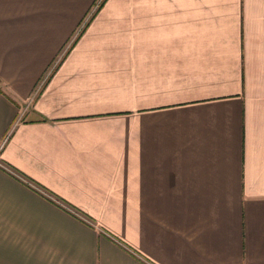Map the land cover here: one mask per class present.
Wrapping results in <instances>:
<instances>
[{
  "label": "crops",
  "instance_id": "0c3cea01",
  "mask_svg": "<svg viewBox=\"0 0 264 264\" xmlns=\"http://www.w3.org/2000/svg\"><path fill=\"white\" fill-rule=\"evenodd\" d=\"M99 2L0 0V264H264V0Z\"/></svg>",
  "mask_w": 264,
  "mask_h": 264
},
{
  "label": "trees",
  "instance_id": "16d2710c",
  "mask_svg": "<svg viewBox=\"0 0 264 264\" xmlns=\"http://www.w3.org/2000/svg\"><path fill=\"white\" fill-rule=\"evenodd\" d=\"M102 1H103V0H100V2H99L98 5H97V8L101 5ZM50 73H51V72H50Z\"/></svg>",
  "mask_w": 264,
  "mask_h": 264
}]
</instances>
